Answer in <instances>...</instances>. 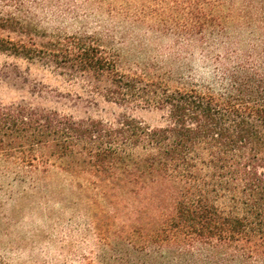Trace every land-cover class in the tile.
Wrapping results in <instances>:
<instances>
[{"label": "trees", "instance_id": "16d2710c", "mask_svg": "<svg viewBox=\"0 0 264 264\" xmlns=\"http://www.w3.org/2000/svg\"><path fill=\"white\" fill-rule=\"evenodd\" d=\"M107 1L0 0V51L107 81V98L155 106L164 124L0 104V173L41 197L60 171L91 193L85 201L136 222L171 264H264V0H144L158 23L150 31L172 38L184 69L159 76L123 68L124 51L99 32L47 35L36 22L84 6L96 15Z\"/></svg>", "mask_w": 264, "mask_h": 264}, {"label": "rangeland", "instance_id": "374dc122", "mask_svg": "<svg viewBox=\"0 0 264 264\" xmlns=\"http://www.w3.org/2000/svg\"><path fill=\"white\" fill-rule=\"evenodd\" d=\"M108 3L116 9L113 16L108 13ZM80 4L79 1L75 6ZM106 4L96 15L90 6L81 7L78 17L56 10L39 12L36 22L47 35L52 32L63 36L101 33L104 46L113 45L124 51L122 67L125 69L141 63L140 67L149 69L155 76L166 70L184 72L173 54V47L171 49L172 38L150 31L151 26L158 27L151 13V2L108 0ZM143 4L145 17L141 13ZM134 14L144 19L132 22ZM125 28L128 38L123 44L120 32ZM107 29L114 38L106 36ZM2 34L14 39L21 37L19 33L8 31ZM138 38L143 42H137ZM206 76L203 70H198L196 78L201 80ZM107 86V81L92 76L72 75L66 69L40 60L0 51L1 105L23 103L58 110L76 118L113 120L126 114L151 126L164 124L163 110L142 104L117 103L105 96ZM66 177L54 170L52 188L40 197L12 184V175L0 173V256L9 264H171L169 258L161 257L154 244H148L147 236L136 222L117 214L112 206H93L85 201V196L91 193L71 190ZM73 197L82 200L72 203Z\"/></svg>", "mask_w": 264, "mask_h": 264}]
</instances>
